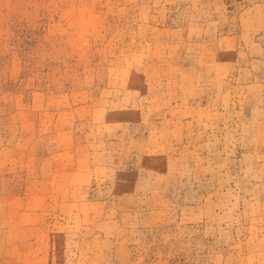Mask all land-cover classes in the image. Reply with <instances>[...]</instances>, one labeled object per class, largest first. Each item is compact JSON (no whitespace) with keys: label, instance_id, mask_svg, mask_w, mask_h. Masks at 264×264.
I'll use <instances>...</instances> for the list:
<instances>
[{"label":"rangeland","instance_id":"1","mask_svg":"<svg viewBox=\"0 0 264 264\" xmlns=\"http://www.w3.org/2000/svg\"><path fill=\"white\" fill-rule=\"evenodd\" d=\"M0 264H264V0H0Z\"/></svg>","mask_w":264,"mask_h":264}]
</instances>
